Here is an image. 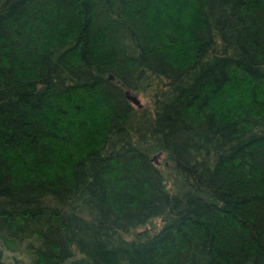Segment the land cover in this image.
Returning <instances> with one entry per match:
<instances>
[{
	"label": "trees",
	"instance_id": "trees-1",
	"mask_svg": "<svg viewBox=\"0 0 264 264\" xmlns=\"http://www.w3.org/2000/svg\"><path fill=\"white\" fill-rule=\"evenodd\" d=\"M0 264H264V0H0Z\"/></svg>",
	"mask_w": 264,
	"mask_h": 264
},
{
	"label": "rangeland",
	"instance_id": "rangeland-1",
	"mask_svg": "<svg viewBox=\"0 0 264 264\" xmlns=\"http://www.w3.org/2000/svg\"><path fill=\"white\" fill-rule=\"evenodd\" d=\"M138 99L141 102V106H145L146 107V106H148L151 103V101L147 100L146 96L141 95V94H140V96H138ZM153 159H155V161L159 165L163 164V161H164L163 157L158 156V153L154 154ZM158 223H159V221L156 222V224H158Z\"/></svg>",
	"mask_w": 264,
	"mask_h": 264
},
{
	"label": "water",
	"instance_id": "water-1",
	"mask_svg": "<svg viewBox=\"0 0 264 264\" xmlns=\"http://www.w3.org/2000/svg\"><path fill=\"white\" fill-rule=\"evenodd\" d=\"M127 98L130 99L131 101H133L138 107L141 106V102L139 101V99H138L137 96H134V95L128 94V95H127Z\"/></svg>",
	"mask_w": 264,
	"mask_h": 264
}]
</instances>
